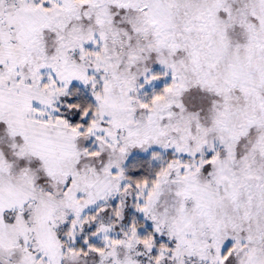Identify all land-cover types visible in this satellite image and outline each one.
Returning a JSON list of instances; mask_svg holds the SVG:
<instances>
[{
  "label": "snow or ice",
  "instance_id": "snow-or-ice-1",
  "mask_svg": "<svg viewBox=\"0 0 264 264\" xmlns=\"http://www.w3.org/2000/svg\"><path fill=\"white\" fill-rule=\"evenodd\" d=\"M0 264H264V0H0Z\"/></svg>",
  "mask_w": 264,
  "mask_h": 264
}]
</instances>
